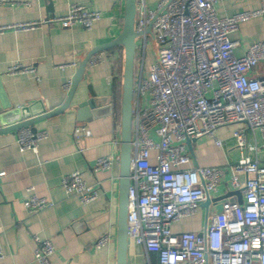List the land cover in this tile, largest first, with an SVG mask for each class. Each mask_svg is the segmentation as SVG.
<instances>
[{
    "label": "built area",
    "instance_id": "1",
    "mask_svg": "<svg viewBox=\"0 0 264 264\" xmlns=\"http://www.w3.org/2000/svg\"><path fill=\"white\" fill-rule=\"evenodd\" d=\"M218 2L159 0L151 8L141 0L137 5L129 242L155 253L158 264H264V164L250 155L260 146L264 149V76L252 74L264 62V40L250 44L242 56H237L238 42L230 38L242 23L264 16V0L260 9L227 17L218 15ZM102 16L100 11L74 3L65 15L49 21H58L66 28L79 23L91 29ZM39 24L15 23L0 27V32L6 28L32 29ZM150 43L155 46V56L148 65ZM103 53L92 56L89 64L100 63ZM78 65L76 60L67 64ZM8 72L35 73L36 69L17 64ZM72 85L70 79L64 87L69 91ZM237 122L259 129L261 145L248 143L246 128H239L233 135L240 150L234 164L190 166L189 138L208 136L223 146L216 130ZM75 135H80L79 129ZM45 137L46 131L29 127L18 132L24 149L37 150ZM116 158L119 156L99 158L95 170L112 168ZM227 174L232 190L241 191L243 204L225 203L202 232L173 233L172 224L194 214L212 193L218 192ZM2 175L5 172H0ZM62 185L66 193L78 194L84 204L100 194L78 170L67 175ZM29 191L25 204L30 211L52 205L33 188ZM35 239V260L51 264L55 252L52 241ZM111 240V235L105 234L96 245L102 247ZM3 257L0 247V260Z\"/></svg>",
    "mask_w": 264,
    "mask_h": 264
},
{
    "label": "crops",
    "instance_id": "2",
    "mask_svg": "<svg viewBox=\"0 0 264 264\" xmlns=\"http://www.w3.org/2000/svg\"><path fill=\"white\" fill-rule=\"evenodd\" d=\"M145 1L155 8L159 0ZM74 3L100 11L103 16L91 29L79 23L66 28L58 21H49L65 15ZM261 6V0H219L216 11L220 17H227ZM124 7L125 0H0V27L40 23L32 29L6 28L0 32V101L33 106L34 112L43 108L54 111L64 105L71 92L64 84L70 79L74 84L79 67L67 64L74 60L80 64L93 48L115 39L122 30ZM230 38L238 42L235 54L242 56L250 44L264 40V16L242 23ZM100 52H104L103 60L94 66L88 62L69 106L36 124V131L47 132L37 150L21 147L20 129L0 134V172H5L0 176V247L4 253L0 264H41L34 257L36 237L52 241L55 252L51 264H117L125 52L122 46ZM17 64L33 66L36 72L9 73L8 69ZM252 74L264 76V62ZM90 98H95L93 105L81 106ZM239 128H246L248 143L261 145L260 130L249 128L245 122L221 126L215 134L224 145H217L208 136L197 138L189 148L190 166L234 164L240 157L233 137ZM109 155L119 156L113 167L95 170L98 159ZM250 155L264 164L261 146ZM76 170L87 184L99 189L98 198L91 203L84 204L78 194L66 193L62 185V180ZM229 176L218 192L212 193L211 202H203L194 214L174 222L172 232H202L225 203L240 204L227 196L233 191ZM30 188L52 205L30 211L25 204ZM218 198L222 199L216 201ZM105 234L112 240L98 247L96 241ZM128 264H158V257L130 242Z\"/></svg>",
    "mask_w": 264,
    "mask_h": 264
},
{
    "label": "water",
    "instance_id": "3",
    "mask_svg": "<svg viewBox=\"0 0 264 264\" xmlns=\"http://www.w3.org/2000/svg\"><path fill=\"white\" fill-rule=\"evenodd\" d=\"M138 0H125L124 22L120 34L112 41L95 47L80 62L73 87L69 94L68 100L54 111H47L43 108L39 112L33 111V106L20 105L12 106L10 103L0 101V134L8 131H17L23 127H31L33 131L37 130L36 124L43 119L62 112L69 106L76 90L78 82L82 79L86 72L90 58L105 49L116 46L124 48V74L122 84L121 97V116H122V143L120 153V181H119V211L117 223V264H128L129 253V226H128V206H129V188L130 179V163L133 138V118H134V77H135V61L137 50V38L139 33L135 29V20L137 13ZM94 96V94H93ZM95 98H90L81 106L93 105ZM195 138H189L187 145L191 149V144ZM227 196H231L233 201L243 204V195L241 191H231ZM222 198L216 199V201ZM209 196L205 201L206 204L211 202Z\"/></svg>",
    "mask_w": 264,
    "mask_h": 264
},
{
    "label": "rangeland",
    "instance_id": "4",
    "mask_svg": "<svg viewBox=\"0 0 264 264\" xmlns=\"http://www.w3.org/2000/svg\"><path fill=\"white\" fill-rule=\"evenodd\" d=\"M138 42H139V40H138ZM154 50H155V46L150 43L149 51H148V59H150V58L155 56V53L153 52Z\"/></svg>",
    "mask_w": 264,
    "mask_h": 264
},
{
    "label": "trees",
    "instance_id": "5",
    "mask_svg": "<svg viewBox=\"0 0 264 264\" xmlns=\"http://www.w3.org/2000/svg\"><path fill=\"white\" fill-rule=\"evenodd\" d=\"M136 68V67H135Z\"/></svg>",
    "mask_w": 264,
    "mask_h": 264
}]
</instances>
